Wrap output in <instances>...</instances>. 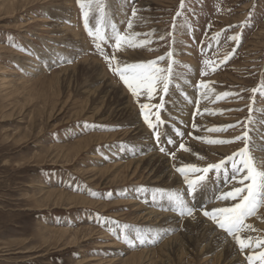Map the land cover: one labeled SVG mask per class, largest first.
I'll return each instance as SVG.
<instances>
[{"label": "rangeland", "instance_id": "obj_1", "mask_svg": "<svg viewBox=\"0 0 264 264\" xmlns=\"http://www.w3.org/2000/svg\"><path fill=\"white\" fill-rule=\"evenodd\" d=\"M102 2L103 18L93 5L86 27L78 0H0V264H248L246 255L264 248L241 252L203 215L232 203L217 199L237 183L230 163L222 174H207L195 199L176 169L203 168L243 147L242 141L219 145L197 137L232 140L245 130L253 155L264 157V91H251L264 81V0H184L183 8L181 0ZM113 24L121 34L139 33L138 45L148 43L116 50L109 38ZM97 27L105 41L88 35ZM97 43L115 57L113 67L157 60L166 68L174 60L167 93L158 86L151 99L143 90L134 97ZM94 66L101 67L102 82L93 78ZM105 81L113 84L111 96L101 93ZM225 92L230 95L216 99ZM160 103L163 108L152 107ZM141 104L150 105L153 123L159 112L163 123L156 130L148 127ZM227 125L234 127L207 131ZM154 152L168 164L163 178L142 163L130 165ZM200 174L189 172V178ZM157 190L182 194L194 216H181L167 195L153 199ZM204 221L215 228L214 241H226L218 251L234 252L229 259L202 253L212 240L195 227ZM245 223L257 231L245 230L242 238H264V208Z\"/></svg>", "mask_w": 264, "mask_h": 264}, {"label": "snow or ice", "instance_id": "obj_2", "mask_svg": "<svg viewBox=\"0 0 264 264\" xmlns=\"http://www.w3.org/2000/svg\"><path fill=\"white\" fill-rule=\"evenodd\" d=\"M78 3L82 9H84V23L85 26H88L89 23V14L93 10V5H95V10L99 13L100 17L104 16V5L102 0H78ZM184 6V0H181V8ZM137 10L133 8L132 16L136 17ZM181 13L177 12V16ZM133 23L131 20L127 23V28L132 29ZM88 35L93 37L96 41H105L106 36L102 31L101 27H97L95 31L92 28H88ZM140 35L139 33L128 32L126 34H121L115 24L112 25V36L110 39L114 40V48L116 50H121L122 45L127 44L130 47L143 46V44L148 43V41L142 42L138 45L135 42L134 37ZM219 35V33H217ZM164 39V37H161ZM232 41H239V35H233L230 37ZM97 49H100L101 55L104 56L105 60H109V66L112 67L115 73L119 74L120 79L127 85L131 90L134 97H139L141 91H145L149 99L152 98V94L156 92L157 87L159 86L164 93H167L169 84L171 81V76L173 73V64L175 61L172 60L171 63L166 68H161L157 66V60L148 61L146 63H135L127 64L123 68L119 66V63L115 67L111 64V59H114L113 56L110 58L106 53L103 52V49L100 48V44H96ZM172 53H167V57L171 60ZM231 53L226 54L223 57L222 63L227 62L230 59ZM164 56L158 57L159 61H163ZM212 62L205 60L204 64L206 67L210 66ZM212 71H215V68H212ZM208 72L205 71L204 75H207ZM201 89H207L208 84L204 81L200 83ZM253 93L264 91V81H262L260 88H253L251 90ZM202 95L207 96V93H202ZM230 95L225 92L216 96V99L219 100L223 97ZM141 109L144 110V119L148 124L150 129L156 130L159 124H162L163 121L160 119L159 112L155 113L156 123H153L149 119V104H141ZM152 107L163 108V103L154 105ZM205 112L213 114L208 109H204ZM253 111L252 107H249V112ZM197 112H200V109L197 107ZM248 123L252 122V116L249 115L247 118ZM193 127H197L193 124ZM228 127H234V125H227L222 127H212L207 129L209 132H220L227 130ZM247 129V125H245ZM178 135H183V133L177 130ZM156 140L159 142L160 133L159 131L155 132ZM197 139H202L208 144H230L238 141L243 142V147H241L237 152H234L231 156L226 159H222L218 163H209L206 167L198 168L194 164H185L182 167H178L176 170L183 175L184 181L188 186V191L193 194V199H195V193L199 187L204 186L206 177L208 173L213 174H222L226 172L227 167L230 163L231 165V176L230 179L237 181L233 185L230 191H223L217 197L221 201H230L232 203L229 206L217 207L211 211H203V215L209 218L218 228L222 229L225 233L230 235L236 242L241 252H244L246 249H252L253 245L255 249L264 248V238H256L255 240L251 236L246 238L241 237V233L245 230L257 231L253 228L251 224H246L245 221L250 216L257 215V212L260 208H264V157H256L253 155L252 148L250 147L251 137L249 135V130H245L241 135L234 137L232 140L225 139H208L204 137H197ZM168 143H173L172 140H168ZM180 148L185 151H190V149L185 148L183 144L180 145ZM161 152H166L164 147L160 148ZM173 159H175V154H171ZM199 159H204L203 156H200ZM189 172L201 173L197 175L195 179L189 178ZM237 178H239L237 180ZM92 196H96L97 193H90ZM111 196V194H108ZM156 195H167L168 198L174 201L176 210L179 211L181 216H194V207L189 206L187 200L184 199L183 195L179 192H168L165 193L164 190H157V193L153 195V199L156 198ZM137 239L140 243H144L145 237L137 233ZM126 243L132 244L133 241L127 236L124 237ZM246 260L248 264H264V251H253L252 254L246 255Z\"/></svg>", "mask_w": 264, "mask_h": 264}, {"label": "bare ground", "instance_id": "obj_3", "mask_svg": "<svg viewBox=\"0 0 264 264\" xmlns=\"http://www.w3.org/2000/svg\"><path fill=\"white\" fill-rule=\"evenodd\" d=\"M121 21V20H120ZM111 42V41H110ZM59 53H61V52H59ZM57 56V55H56ZM66 56V55H65ZM61 61V60H60ZM37 66V65H36ZM98 66V65H97ZM29 68V67H28ZM93 78H96V79H100L101 80V82H102V77L104 78V76H103V74H102V72H101V67L99 66V67H96V66H94L93 67ZM104 74L106 75V73L104 72ZM99 75H102V77H100ZM111 88H113V84H110V83H106V81H105V83L103 84V87H102V91H101V93H103L104 92V95L105 96H107V95H110L111 96V93H114V89H111ZM124 98H125V94H124ZM135 119V118H134ZM139 126V125H138ZM140 127V126H139ZM138 127V128H139ZM136 128V127H135ZM143 129V128H142ZM140 131V130H139ZM132 132V131H131ZM133 132H135V131H133ZM139 132L137 131V132H135V134H138ZM137 138V137H136ZM81 142H82V140H81ZM143 143V142H142ZM141 144V143H140ZM78 146V145H77ZM202 148V147H201ZM77 149V148H76ZM83 149V148H82ZM148 151V150H147ZM194 151H192V153H193ZM147 153V152H146ZM150 154V153H149ZM192 155V154H191ZM142 163V165H144L143 166V169H147V170H152V171H154L155 172V174L156 175H160V177H162L163 178V174L165 175L167 172H168V164L166 163V160L164 159V157L163 156H160V155H158L157 153H153L152 155H150V156H148V157H146V158H144V159H137V160H134V162H131L130 163V165L131 164H133V165H140ZM158 163H160L159 165H158ZM130 165H128L129 167H130ZM137 169V168H136ZM136 169L134 170L133 169V171L134 172H136ZM161 179V178H160ZM58 191V190H57ZM56 191V192H57ZM53 192H55V191H53ZM48 194V193H47ZM152 213V212H151ZM150 213V214H151ZM154 213V212H153ZM148 215H149V213H148ZM168 216V215H167ZM186 216V215H185ZM150 217V216H149ZM163 217V216H162ZM167 218V217H166ZM188 218V217H187ZM167 220V219H166ZM199 220V219H198ZM182 221V220H181ZM203 221V220H202ZM199 222L200 221H198V224H199ZM205 223L204 224H200L201 225V228L199 227L200 225H198V224H196L197 226H195L196 228H197V230H199V231H201L202 232V235L200 236L202 239H205L206 237H209V236H211L212 235V240H211V242H210V245H209V243H203V246H202V253L203 252H205V254L208 256V255H210L211 254V252H210V250H213V251H217L216 253H215V255H214V257L216 256V260H218V259H220V260H227V259H229L230 258V255L232 254V253H234V252H232V249L231 248H229V247H227V248H225V249H223V250H220V251H218L219 250V248H220V244H222V243H224L225 244V242H223L222 241V243H220L219 244V242L220 241H218L217 239H216V237H215V241H214V237L213 236H215V234L213 233V232H215L216 230H215V228L214 227H212V226H210V224L208 225L206 222L207 221H204ZM190 223H192L191 221H190ZM196 223V222H195ZM186 224H187V222H186ZM191 225V224H190ZM192 225H193V223H192ZM195 225V224H194ZM212 225V224H211ZM189 226V225H188ZM192 228L194 227V226H191ZM192 230H194V229H192ZM197 230H194V231H197ZM192 232V231H191ZM200 232V233H201ZM197 233V232H196ZM199 233V232H198ZM217 234V233H216ZM197 235V234H196ZM218 235H223L222 234V232L221 233H219L218 232ZM174 237H177V236H175L174 235ZM219 237V236H218ZM224 238V237H223ZM223 238L221 239V240H223ZM176 239V238H175ZM174 239V240H175ZM172 240V239H171ZM227 240V239H226ZM168 242H170V240H168ZM172 242V241H171ZM214 242V243H213ZM174 243V242H173ZM171 244V243H170ZM224 244H222V245H224ZM229 244V243H228ZM221 245V246H222ZM201 246V245H200ZM230 246V245H229ZM233 246V245H232ZM182 247H184V246H182ZM235 247V246H234ZM238 247V246H237ZM180 249V248H179ZM179 249H177V250H179ZM186 250V249H185ZM183 251H184V249H183ZM234 251V250H233ZM237 251V250H236ZM200 253V252H199ZM167 260H169V258L167 259ZM230 263V262H229Z\"/></svg>", "mask_w": 264, "mask_h": 264}]
</instances>
